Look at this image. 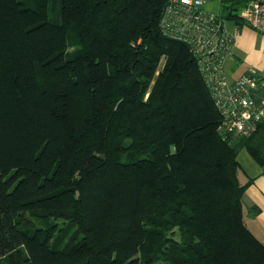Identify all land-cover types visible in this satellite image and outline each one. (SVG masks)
<instances>
[{"label": "trees", "instance_id": "16d2710c", "mask_svg": "<svg viewBox=\"0 0 264 264\" xmlns=\"http://www.w3.org/2000/svg\"><path fill=\"white\" fill-rule=\"evenodd\" d=\"M167 1L0 0V264H264V123L224 138Z\"/></svg>", "mask_w": 264, "mask_h": 264}, {"label": "built area", "instance_id": "2783aa9c", "mask_svg": "<svg viewBox=\"0 0 264 264\" xmlns=\"http://www.w3.org/2000/svg\"><path fill=\"white\" fill-rule=\"evenodd\" d=\"M213 0H168L160 27L163 33L186 44L222 117L220 130L251 137L264 123V73L248 67L233 76L228 62L241 33V25L222 12L212 11ZM238 21L264 34V0H250L239 11Z\"/></svg>", "mask_w": 264, "mask_h": 264}, {"label": "crops", "instance_id": "0c3cea01", "mask_svg": "<svg viewBox=\"0 0 264 264\" xmlns=\"http://www.w3.org/2000/svg\"><path fill=\"white\" fill-rule=\"evenodd\" d=\"M248 67L264 73V35L242 26L228 62V71L231 75L238 76ZM238 162L241 165L240 182L245 184L252 179L243 196L244 221L264 244V166L258 164L246 149L239 151Z\"/></svg>", "mask_w": 264, "mask_h": 264}, {"label": "rangeland", "instance_id": "374dc122", "mask_svg": "<svg viewBox=\"0 0 264 264\" xmlns=\"http://www.w3.org/2000/svg\"><path fill=\"white\" fill-rule=\"evenodd\" d=\"M208 7L212 10V11H215V12H222V7H223V4H222V0H213L209 3ZM251 29V28H250ZM254 31V30H253ZM256 32V31H254ZM258 33V32H256ZM259 35H264V34H260L258 33Z\"/></svg>", "mask_w": 264, "mask_h": 264}]
</instances>
